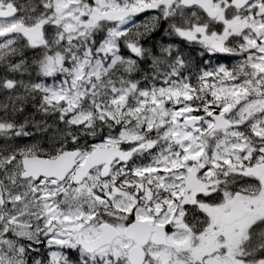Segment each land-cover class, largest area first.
<instances>
[{"label": "snow or ice", "instance_id": "6c2138e0", "mask_svg": "<svg viewBox=\"0 0 264 264\" xmlns=\"http://www.w3.org/2000/svg\"><path fill=\"white\" fill-rule=\"evenodd\" d=\"M0 264H264V0H0Z\"/></svg>", "mask_w": 264, "mask_h": 264}]
</instances>
